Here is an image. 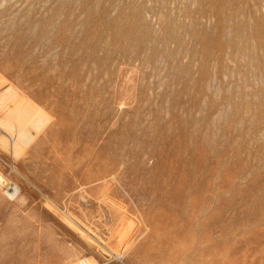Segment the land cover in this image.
<instances>
[{
  "label": "rangeland",
  "instance_id": "rangeland-1",
  "mask_svg": "<svg viewBox=\"0 0 264 264\" xmlns=\"http://www.w3.org/2000/svg\"><path fill=\"white\" fill-rule=\"evenodd\" d=\"M10 87L0 264H264V0H0Z\"/></svg>",
  "mask_w": 264,
  "mask_h": 264
},
{
  "label": "bare ground",
  "instance_id": "bare-ground-1",
  "mask_svg": "<svg viewBox=\"0 0 264 264\" xmlns=\"http://www.w3.org/2000/svg\"><path fill=\"white\" fill-rule=\"evenodd\" d=\"M39 112L37 107L31 105L21 98V96L14 94L11 87L0 92V139L2 137L8 138L10 141L9 146L12 148L15 144H27L29 139L27 130L29 128L38 130L39 124L44 121V118ZM42 113L44 112L42 111ZM1 131L3 135H1ZM3 182L4 178L0 175V184ZM17 193L18 188L16 186L11 192H8L10 196H14Z\"/></svg>",
  "mask_w": 264,
  "mask_h": 264
}]
</instances>
